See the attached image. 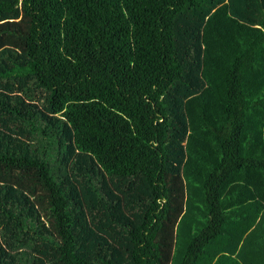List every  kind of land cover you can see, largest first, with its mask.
<instances>
[{
  "label": "trees",
  "instance_id": "1",
  "mask_svg": "<svg viewBox=\"0 0 264 264\" xmlns=\"http://www.w3.org/2000/svg\"><path fill=\"white\" fill-rule=\"evenodd\" d=\"M0 264H264V0H0Z\"/></svg>",
  "mask_w": 264,
  "mask_h": 264
}]
</instances>
